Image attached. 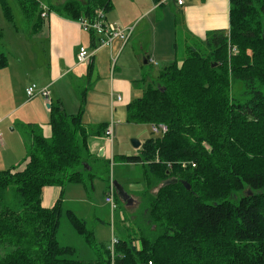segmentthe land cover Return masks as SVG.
<instances>
[{
	"label": "trees",
	"instance_id": "trees-1",
	"mask_svg": "<svg viewBox=\"0 0 264 264\" xmlns=\"http://www.w3.org/2000/svg\"><path fill=\"white\" fill-rule=\"evenodd\" d=\"M151 1L161 6L165 0ZM12 3L32 34L50 14L107 25L113 7L112 0H0L15 30ZM228 17V29L202 40L187 35L193 44L181 59L175 42L174 61L126 105L127 124L165 123L169 130L144 140L135 155L114 156L116 163L139 165L129 183L143 187L130 193L137 200L130 220L137 225L116 239L114 251L101 250L70 210L67 218L94 259H78L57 240L65 185L88 180L92 189L97 177L83 123L86 90L74 115L60 101L49 103L47 134L36 125L22 127L30 140L27 158L0 171V264H264V0H229ZM5 65L0 54V68ZM47 187L60 191L50 208L42 206Z\"/></svg>",
	"mask_w": 264,
	"mask_h": 264
},
{
	"label": "crops",
	"instance_id": "crops-1",
	"mask_svg": "<svg viewBox=\"0 0 264 264\" xmlns=\"http://www.w3.org/2000/svg\"><path fill=\"white\" fill-rule=\"evenodd\" d=\"M186 2H189L188 6L184 7V1L183 5L178 6L173 0H165L162 2V5L159 6L150 0L151 4H147V6H145L143 4L136 3V0H116V3L112 0L113 7L108 13H106V22L104 23L119 29L132 28V31L126 41L121 42V40L116 38L112 41L110 47L101 46L98 43V36L96 34L81 30L79 22L65 20L55 14L47 16V18L43 20L42 24H40L38 30L33 34L31 33L33 36L38 34H44L46 36L44 38V44L41 51L42 54H38L39 56L35 53L32 54L31 60L35 62L34 65L36 68L30 66L28 61L24 63L21 55L16 56L17 60L15 63H11L4 56L6 65L5 67L0 68V126L2 132L0 138V150L4 153L0 155V168H12L18 166L27 158L30 140L23 134V126L36 125L42 128L44 134H47L48 132L49 108H46V105L49 103H47L40 95L28 98L25 93V89L29 85H35L39 90L46 88L50 92V102L57 103L60 101L62 108L65 111L63 98L64 94L67 92L64 91L66 84H68L69 87L67 88L68 91L73 89L75 91L76 85L74 80L79 78L81 75H86L87 89L92 88L90 90L92 91L98 83L99 78L96 68H99L103 62H106L107 56L110 58L109 61L113 58V56H121L128 41H130L132 37H137L140 22H138V20L147 18L155 10L161 11L162 9V11L165 10L172 13V30L170 33L160 30V33L158 37L156 36V38L159 44L165 43L168 45V50H170V43L167 41H172L174 57L175 38L179 28L182 29L183 34L186 36L189 35L191 38H197L200 40L204 39L206 34L209 32L228 29L229 0H186ZM153 29H155V26ZM14 31L15 33H18L15 29ZM151 35L155 36L153 31L151 32ZM87 38L89 39L88 44L85 43ZM113 43L117 44L113 46ZM79 48H84L88 52L93 53L87 63L85 62L86 66L84 67L86 70L84 67L81 68V65L84 63H79L77 61ZM141 48H143L142 45ZM101 49H106V52L97 56ZM131 50H133L132 45H130L127 50V54L131 55ZM119 51H121L120 54H118ZM144 58L145 64L151 63L150 54H148V52ZM134 60L136 59L134 58ZM91 64L92 67L89 70L88 66ZM121 65L122 66L117 69L120 74L126 71L124 64ZM110 89L116 90L119 95H122L123 99L116 104L111 102L114 101L113 99L111 101L109 100V102L108 99H100L92 105L90 113L88 108L86 110L87 104L85 106L88 95L86 91L83 123L91 132L87 142L90 156L88 161L93 169L97 168L96 165L98 163H101L103 168H107V164H109V168L112 164L113 168H121L118 169L116 174L114 170L112 176L115 181L113 180V182H117L119 185L123 186L124 190L126 189L127 194L135 201H133L131 207L136 208L137 200L130 193L141 192L143 187L141 186L142 184L134 185L130 184L129 181L134 179L132 172L135 171L134 169L136 168L139 169V165L118 163L117 166H115L114 156H112L113 140L110 142L107 139L105 131L99 135L95 132V128L97 126L108 124L109 120H106L108 117V110L111 111L113 108L115 111L117 107L123 104L126 108V105L130 101L132 92L131 82L129 83L119 77L118 79L112 81ZM30 103L33 104L32 107H34L31 108L28 113L22 117H15L20 109L27 107ZM37 115L44 117V120L39 122L37 120ZM102 117L104 118L101 119ZM32 118L34 121L28 120H31ZM9 126L11 127L10 131L7 130ZM16 128H19L22 134L19 136L20 140H17L20 147L19 151L17 148V151L13 153V148L10 152H4V150H8L9 147L15 146L14 143H12V140L13 135H15L13 132ZM88 169L90 170V167H88ZM118 172H121V176H118ZM127 174H130V176ZM67 185H65L64 190H66ZM82 186L87 193L88 188L85 184ZM105 189L106 181L103 186V194L105 193ZM59 193L60 191L57 188H44L42 194V206L45 208L52 207L55 200L59 196Z\"/></svg>",
	"mask_w": 264,
	"mask_h": 264
},
{
	"label": "rangeland",
	"instance_id": "rangeland-1",
	"mask_svg": "<svg viewBox=\"0 0 264 264\" xmlns=\"http://www.w3.org/2000/svg\"><path fill=\"white\" fill-rule=\"evenodd\" d=\"M46 4H59L65 0H41ZM184 1V7L188 6L189 2ZM116 3V0H114ZM136 3L143 4L147 6V4H151L150 0H136ZM13 15H14V24L17 27V32L15 33L13 27L5 21L1 8H0V32L2 33V37L0 38V54H4L8 61L11 63H15L17 60L16 56L21 55L24 63L28 61V64L34 68V61L31 60L32 54H42V47L44 44V38L46 37L44 34L31 35L32 29L25 23L26 21L23 19L21 11L19 7L12 3L11 4ZM183 7V8H184ZM173 16L169 11H165L161 9L155 10L152 12L147 18L139 19V32L137 33V37H132L130 41L126 44L124 48L123 54L121 56H113L111 60L108 56L106 57V62H103L99 68H96L98 78V83L95 88L87 89V77L86 75H81L79 78L74 80L76 85L75 91H68V84H66L65 94L63 98L65 112L68 115H74L77 113L80 106V91L86 89L87 91V99H86V110L90 109L92 105L100 99H108L114 101V104L118 103V98H122V95L116 92V90L110 89L112 81L118 79L119 77L122 80L131 82L132 84V92L130 101L141 96L142 91L146 88L148 84H152L157 80L159 73L163 70L164 67L168 66L170 63L174 61V48L172 41L169 42L170 50H168V45L165 43H158L157 38L160 30L169 32L173 28ZM155 26V29H153ZM181 30V31H180ZM153 31L154 35H151ZM30 33V34H29ZM85 36V35H84ZM176 52L177 58L181 59L183 57V53L186 49L187 45H192L193 41H190L185 34H183L182 29L179 28L176 38ZM85 43H89V39L87 38ZM115 44L117 43H113ZM130 45H132L133 50H131V55L127 54V50ZM141 45L143 48H141ZM108 50V49H107ZM106 49H101L98 52L97 56L104 54ZM119 51L118 54H120ZM148 52L150 54L151 63L145 64V55ZM41 56V55H40ZM134 58L136 60H134ZM87 63V62H86ZM124 64V68L126 71L120 72L117 71L119 67ZM86 66L85 63L81 65V68ZM43 68V67H40ZM85 68V67H84ZM86 70V68H85ZM145 78L144 83H140L141 79ZM69 80V79H68ZM64 85V84H63ZM31 86V85H29ZM90 91V92H89ZM239 91L238 86L233 87V94H236ZM33 104H29L27 107L20 109L15 117H22L26 113H28ZM84 106V108H85ZM92 110V109H91ZM103 110V109H102ZM101 110V111H102ZM100 112V111H99ZM108 117L106 120L109 123H114V137L112 144V156L115 158L119 156L126 155H135L138 153L137 149H134L131 144V139H137L140 143L146 140L149 137L155 138L150 131L148 124H127L126 123V108L125 105H121L117 107L114 111L112 108L111 111L108 110ZM84 115V113H83ZM86 115V112H85ZM91 116V115H89ZM102 117L101 119H103ZM29 121H34L32 118ZM37 120L42 122L44 117L37 115ZM87 120V119H86ZM49 122V121H48ZM11 127L7 128L10 131ZM13 140L15 146L9 147L8 150H4V152H10L14 148L15 153L19 151L18 141L20 140L21 130L16 128L13 132ZM2 135L1 126H0V136ZM25 135H27L25 133ZM27 138V137H26ZM18 146V147H16ZM111 149V147H110ZM4 154L3 151L0 150V155ZM24 157V151H23ZM1 161V159H0ZM120 162H115V166ZM110 165V168H103L101 163L96 165L95 173L97 177L93 179V190L91 189V184L88 180L85 181V186L88 188L87 193L85 192L83 186L79 183L72 182L68 183L65 192L62 195V207L63 212L60 218L59 230L57 233V240L61 246L71 247L75 249V256L81 260H92L94 259L93 249L76 233L73 226L70 223V220L67 218L66 210H70L74 213V215L86 222L88 225V229L93 232L94 241L97 246L101 249H109L110 251H114V247L111 249V244L115 242V239L123 237V232H127L128 234L132 233V229L136 227L137 220L131 221L130 216L133 214L132 211L135 208L129 207L126 208L122 201L118 198L117 210L112 214L110 210V206L105 203L106 195L103 194V186L108 177L113 175L115 170V174L118 169L121 168H113ZM10 168H0V171L8 170ZM133 175L136 176L138 174V168L134 169ZM118 176H121V172L117 173ZM114 180V179H113ZM120 212H122L120 217ZM122 218L126 219V223L122 222ZM128 219V220H127Z\"/></svg>",
	"mask_w": 264,
	"mask_h": 264
},
{
	"label": "built area",
	"instance_id": "built-area-1",
	"mask_svg": "<svg viewBox=\"0 0 264 264\" xmlns=\"http://www.w3.org/2000/svg\"><path fill=\"white\" fill-rule=\"evenodd\" d=\"M175 2L178 6L183 5L182 0H175ZM80 25L82 26L84 31H89V32L94 31L95 34L98 36V43L101 46H105V47H110L112 44V41L116 38L121 40V42L126 41L129 38V35L132 31V28L119 29V28H114L109 25H102V24L100 25V23L98 22H94L91 24H87L85 22V23H80ZM92 55H93L92 52H88L84 48H79L78 53H77V61L79 63H85L89 60V58ZM25 93L28 98H32L35 95H40L41 97L45 99L47 103H50V98H49L50 92L46 88L39 90L36 88L35 85H31L25 89ZM120 101H121V98H118V102ZM148 126L153 136H158V137H163L169 130L168 125L165 123H150ZM105 136L110 142H112L113 137H114V123L111 122L107 126V128L105 129ZM181 165L182 167H185L186 163L183 162L181 163ZM168 166H170V164H168ZM194 166L195 165L192 164V167ZM115 191L116 189L114 186V182L113 180H110V185L107 188V192L105 194L106 195L105 203H107L110 206L111 213H114V211L116 210V203L114 201ZM112 242L115 244L116 239H115V242L113 240ZM114 244L113 245L111 244V249L114 246ZM148 264H151V263L149 262Z\"/></svg>",
	"mask_w": 264,
	"mask_h": 264
},
{
	"label": "water",
	"instance_id": "water-1",
	"mask_svg": "<svg viewBox=\"0 0 264 264\" xmlns=\"http://www.w3.org/2000/svg\"><path fill=\"white\" fill-rule=\"evenodd\" d=\"M46 108H50V104L46 105ZM131 144L133 146L134 149H137L140 147L141 143L137 140V139H131ZM88 169V168H87ZM89 170V169H88ZM114 186L116 189V193L118 198L124 203L125 202V207H131L132 203H133V199L127 194V192L123 189V187L121 185H119L117 182H114ZM186 189H189L188 185H185ZM135 202V201H134Z\"/></svg>",
	"mask_w": 264,
	"mask_h": 264
},
{
	"label": "flooded vegetation",
	"instance_id": "flooded-vegetation-1",
	"mask_svg": "<svg viewBox=\"0 0 264 264\" xmlns=\"http://www.w3.org/2000/svg\"><path fill=\"white\" fill-rule=\"evenodd\" d=\"M123 205L125 206L126 204H125V202L123 203ZM129 208V207H128Z\"/></svg>",
	"mask_w": 264,
	"mask_h": 264
}]
</instances>
